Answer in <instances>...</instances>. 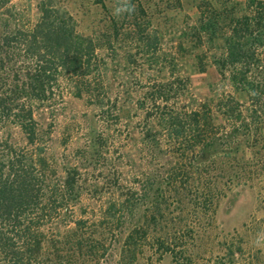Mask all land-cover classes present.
Returning <instances> with one entry per match:
<instances>
[{"label":"rangeland","instance_id":"obj_1","mask_svg":"<svg viewBox=\"0 0 264 264\" xmlns=\"http://www.w3.org/2000/svg\"><path fill=\"white\" fill-rule=\"evenodd\" d=\"M254 1L131 0L119 16L121 0L0 10V153L33 157L56 190L30 264H264V31L240 29ZM42 6L95 50L87 78L59 67L32 92ZM234 27L251 93L230 82Z\"/></svg>","mask_w":264,"mask_h":264},{"label":"trees","instance_id":"obj_2","mask_svg":"<svg viewBox=\"0 0 264 264\" xmlns=\"http://www.w3.org/2000/svg\"><path fill=\"white\" fill-rule=\"evenodd\" d=\"M9 2L0 0V10ZM253 4V15L246 17L240 28L244 36H252L260 29L264 31V0ZM238 31V27H234L233 36L227 41L225 62L234 68L230 73L231 84L251 93L255 91V85L249 80L248 68L236 67L245 63L243 45L236 37ZM29 37L28 46L40 54L37 58L39 69L31 83L32 92L41 90L44 78L56 81L58 77L53 72L59 67L80 78H87L89 74L83 69L88 67L95 49L75 31L70 17L66 19L56 10L42 6L41 18ZM80 71L83 73L79 75ZM84 86L85 83H77L75 94L81 95ZM28 115L31 122L32 112ZM241 115L240 112L238 118ZM23 122L20 125L28 133L29 141L33 142L35 131L30 123ZM37 166L33 157L24 153H0V264H30L41 244L38 239L41 227L56 216L47 209L49 206L55 208L52 198L56 190L45 181ZM62 186V191L68 189Z\"/></svg>","mask_w":264,"mask_h":264},{"label":"clouds","instance_id":"obj_3","mask_svg":"<svg viewBox=\"0 0 264 264\" xmlns=\"http://www.w3.org/2000/svg\"><path fill=\"white\" fill-rule=\"evenodd\" d=\"M135 10V6L131 4V0H121V6L115 10L117 16L124 13H132Z\"/></svg>","mask_w":264,"mask_h":264}]
</instances>
